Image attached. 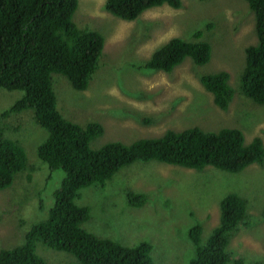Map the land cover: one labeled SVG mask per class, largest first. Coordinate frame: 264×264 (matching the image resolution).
Listing matches in <instances>:
<instances>
[{
	"label": "rangeland",
	"instance_id": "obj_1",
	"mask_svg": "<svg viewBox=\"0 0 264 264\" xmlns=\"http://www.w3.org/2000/svg\"><path fill=\"white\" fill-rule=\"evenodd\" d=\"M106 0H79L74 21L81 28L105 37L104 53L86 90L73 87L61 73L52 74L57 106L69 120L83 126L101 123L105 132L93 148L120 140L159 137L168 129L192 126L204 130L241 129L247 142H264V104L241 89L245 48L257 42L255 14L246 0H182L180 8L162 5L146 10L136 20H124L105 8ZM202 40L212 45L211 60L197 65L191 58L171 72L144 68L152 54L172 37ZM225 70L235 90L227 110L220 109L201 82L203 74ZM24 94L0 89V113ZM5 136L24 145L29 167L13 185L0 190V250L22 244L33 224L46 220L54 192L66 173L52 170L38 156L48 131L32 109L12 113L3 120ZM144 193L143 206L129 203L127 193ZM229 193L247 200L248 225L236 231L229 245L233 259L245 264L264 262V162L231 173L203 170L158 161H139L117 172L105 186L82 188L79 205L90 208L84 227L126 247L146 241L152 245L154 264H189L195 256L190 238L193 226L202 225L204 244L220 223L221 201ZM37 253L48 264H79L77 257L37 243ZM229 264H235L230 261Z\"/></svg>",
	"mask_w": 264,
	"mask_h": 264
},
{
	"label": "trees",
	"instance_id": "obj_2",
	"mask_svg": "<svg viewBox=\"0 0 264 264\" xmlns=\"http://www.w3.org/2000/svg\"><path fill=\"white\" fill-rule=\"evenodd\" d=\"M255 14L257 42L245 48L246 61L241 74L242 92L264 104V0H246ZM169 5L180 8L182 0H106L105 8L124 20H136L146 10ZM79 0H0V89L21 90L22 97L0 113V190L13 185L17 175L29 167L26 148L5 136L3 120L12 113L32 109L34 118L48 131L38 146L40 159L66 175L54 192V204L46 220L26 232L25 240L13 248L0 250V264H48L37 253V243L66 251L79 264H154L152 245L143 241L126 247L87 230L90 208L79 205L80 190L91 185L105 186L121 169L139 161H158L203 170L206 167L238 173L254 163L264 162V142L260 136L247 142L235 127L204 130L192 126L181 131L168 129L159 137L140 138L131 143L115 140L93 148L91 143L104 134V126L90 122L83 126L67 119L57 106L52 74L67 76L77 90H86L99 67L105 37L97 30L85 29L74 21ZM172 37L144 63L143 67L171 72L191 58L197 65L207 64L212 45L202 40ZM231 75L222 70L203 74V86L213 94L215 104L227 110L235 90ZM133 206L147 202L144 193H127ZM264 217V208L262 211ZM247 200L237 193L221 201L220 223L202 243V225L190 230L195 256L189 264H245L233 259L230 240L240 226L248 225ZM254 264H264L256 261Z\"/></svg>",
	"mask_w": 264,
	"mask_h": 264
}]
</instances>
